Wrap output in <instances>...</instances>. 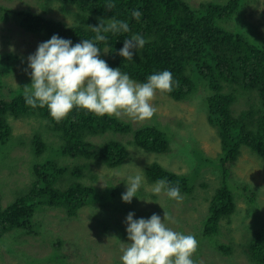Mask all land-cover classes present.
Here are the masks:
<instances>
[{"label": "trees", "instance_id": "1", "mask_svg": "<svg viewBox=\"0 0 264 264\" xmlns=\"http://www.w3.org/2000/svg\"><path fill=\"white\" fill-rule=\"evenodd\" d=\"M38 1L43 11L35 12L31 7L1 6L0 18L6 20L13 15L24 32L47 41L58 35L71 40L73 46L84 39L94 40L96 34L89 26H97L100 20L105 25L111 19L127 21L129 32L102 33L107 40L95 42L101 50L100 58L109 67L119 68L138 83H146L152 74L170 71L174 82L179 81V87H174L166 95L176 101H185L193 96L196 86L192 73L195 71L207 82V86H202L206 117L208 124L215 129L220 153L208 154L199 141L201 149H193L190 145L192 149L187 155L194 163L192 174L175 172L158 161H152L145 167L147 178L144 168L142 172L145 181L152 186L161 178H167L173 186L178 182L180 195L187 199L195 197L192 195L195 186L197 183L201 185L209 206L207 204L205 214H199L194 220V230L188 234L200 240H210L217 251L232 255L236 247L232 246L233 242L225 244L218 238L223 221L231 223L232 215L237 212L239 195L245 196L250 209L256 211L257 194H261L264 188V184L258 186L251 182L256 167L264 173V38L256 31L230 30L218 24L219 20L236 14L242 0H226L225 3L206 1L197 8H192L187 0ZM51 3L61 7L62 18L46 14L52 8L48 7ZM108 3L115 7L107 10L105 6ZM243 5L246 7L247 4L243 2L241 8ZM135 10L142 13L139 20L131 15ZM136 34L143 36L146 43L143 49L134 50L132 61H128L118 53L124 40ZM24 57L25 53L13 50L0 52V159L3 163L6 159L11 163L14 160L10 159L14 145L10 140L13 139L10 117L39 116L45 119L60 143L48 142L40 133L31 139L35 160L29 187L18 191L14 199L5 204L0 193V246L8 254L16 251L26 254L27 264H36L34 261L40 262L38 264H66L59 260L64 240L56 236L51 238L52 235L47 239L49 231L44 222L36 220V214L43 208H56L72 218L79 216L82 207L89 206L94 209L98 220L101 219L105 231L112 225L117 233L125 235L122 220L114 214L102 217L101 208L111 206L113 210L116 207L135 210V199L144 195L143 184L131 203H125L120 199L125 192L121 191V184L108 180L99 185L100 174L96 170L118 168L131 160L128 143L146 152L168 153L172 149L174 135L160 123L146 122L133 128L131 122L120 117H97L76 109L64 120L54 121L47 107L33 109L26 105L23 87L29 84L26 79L31 77L27 76L16 86L6 80L11 75L19 76L15 72H23L27 68L28 62ZM240 101L244 105L236 109ZM107 132L133 134L131 140L124 142L116 138L103 142L91 139ZM245 151L251 154L248 160ZM248 165L251 169L248 181H235L237 175H233L240 174ZM209 175L213 181L209 180ZM187 211L188 208L183 209V212ZM20 231L48 240L50 260L43 261L42 257L35 256L36 253L25 250L22 246L26 242L17 241ZM244 236V241L238 244L241 252L252 264H264V217H257L243 232ZM41 239L36 241L41 242Z\"/></svg>", "mask_w": 264, "mask_h": 264}, {"label": "rangeland", "instance_id": "2", "mask_svg": "<svg viewBox=\"0 0 264 264\" xmlns=\"http://www.w3.org/2000/svg\"><path fill=\"white\" fill-rule=\"evenodd\" d=\"M187 1L192 8H197L206 1L226 2V0ZM243 2L247 5L246 7L243 5V8H241ZM56 5L53 3L49 4L48 7L52 8L46 14L62 18V9L60 10L59 8L61 7H56ZM1 6L8 8L31 7L35 12L43 11L38 0H0ZM53 7L56 8L53 10ZM1 12L3 10L0 8V14ZM218 24L230 30L234 29L248 33L256 31L260 37L264 38V0H242L236 14L228 19L219 20ZM46 41V39L33 33L24 32L13 15L6 20L0 18V52L13 50L20 54L25 53L24 61L28 62L27 58L29 55L34 54L38 45ZM17 44H20V46ZM30 72L31 70L27 66L23 72H15L19 76L11 75L6 80L10 85L16 86L22 79H26L27 76L31 77ZM192 75L196 87L192 94L193 96L188 100L176 101L168 95L157 91L151 101L152 106L156 108V112L150 120L141 122L126 116L120 117L127 122H131L133 128L142 126L146 122L160 123L164 126L162 128L167 129L169 133L174 135L170 152H146L128 143L131 160L118 168H97L96 170L100 174V178L98 177L97 181L99 185H103L108 180L113 183H120L122 192L126 191L129 177H134L139 173L143 177L141 184H143L144 195L135 199L133 204L135 210L117 209V207L113 210L111 206L101 208L103 211L102 217H109L112 214L117 215L122 220L121 225L125 232L127 228L125 219L129 212L134 213V220L139 218L147 220L153 213L163 219L165 213L171 217V221L165 220L166 226L173 231L188 235V232H193L194 230V220L198 218L199 214H205L207 211V197H204L206 193L198 183L192 193L195 197L187 199L186 196L181 195L183 199L177 202L169 199L164 191L160 194H154L152 192L153 186L145 181L142 172L144 168L145 174V167L150 162L158 161L175 172L192 174L194 163L187 155L190 154L192 148L201 149L199 141L203 149L210 155H216L220 151V144L218 139H216L215 129L208 124L206 117L202 86H207V82L196 71ZM26 80L29 81L28 86H30L31 78ZM243 105L244 102L240 101L235 107L240 109ZM9 120L13 129V139L10 138V140L11 143L14 142L10 151V159L14 158V160L11 163L6 159V162L3 163L2 159H0V193H2L3 204L13 200L17 191L26 190L29 187V181L32 177V163L35 160L31 139L40 133L48 142L60 143L58 137L49 129V124H47L46 120L39 116L10 117ZM132 134L133 132H107L91 139L97 142H103L109 138L128 141L132 139ZM214 141L217 142L215 143ZM190 145L192 148L189 147ZM250 155L248 151H245L246 160H248ZM258 162L262 161L258 160ZM244 170L242 171L244 173L235 174V176L237 175V182L248 181L247 175L251 170L249 165ZM209 180L213 181L210 175ZM252 181L258 186L264 184V173L259 167H256ZM239 196L236 199L237 212L232 215L231 223L223 221L222 233L218 235V238L225 244H231L230 241L233 242L232 246H236L234 253L232 255L223 254L212 246L210 240H200V238L193 235L198 241L197 251L191 257L194 264H252L246 256H243L244 254L238 244L244 241L243 232H246L250 224L257 217H264V188H262L261 194L257 197L258 206L256 211L250 209L245 196ZM203 197L204 200L202 199ZM184 208H188L186 213L183 212ZM36 220L45 223L44 225L49 231L47 239L52 235L51 238L56 236V238L60 237V239L64 240L62 246L63 254L60 255V261L66 264H122L120 258L127 247L126 243H129L127 232L125 235H122L121 232L117 233L112 225H110L108 231H105L104 226L101 224V219L98 220L93 208L89 206L82 207L79 216L72 218H68L60 209L43 208L36 214ZM40 239V235H32L23 231L17 233V241L26 242L22 246L25 250L29 253H36L35 256L42 257L43 261L50 260L51 256L47 254L50 247L49 242L42 239L41 242L36 241ZM4 249L3 246H0V264H27L29 259L26 254L19 251L8 254ZM34 263L38 264L40 262L34 261Z\"/></svg>", "mask_w": 264, "mask_h": 264}, {"label": "clouds", "instance_id": "3", "mask_svg": "<svg viewBox=\"0 0 264 264\" xmlns=\"http://www.w3.org/2000/svg\"><path fill=\"white\" fill-rule=\"evenodd\" d=\"M107 10L115 5L108 3ZM132 17L139 20L142 13L135 10ZM96 34L94 40L84 39L72 45L69 39L53 35L38 45L34 54L29 55L28 68L31 70V85L24 86V100L35 109L47 107L50 117L60 122L74 109L84 110L97 117H122L136 121L150 120L156 108L151 101L157 91L166 94L179 87L172 73L164 70L147 77L146 83H136L119 68H111L100 58L101 50L95 42L106 41L102 33H127V21L111 19L106 25L100 20L97 26H89ZM146 40L141 35L125 39L119 55L132 61L134 50L143 49ZM143 177L139 174L128 178L122 201L131 203L141 187ZM166 192L169 199L177 202L180 186L161 178L152 188L154 194ZM134 213L126 216V232L129 243L121 256L122 264H194L191 258L197 251L195 236L173 231L165 220L171 217L164 213L163 219L155 213L147 220L133 219Z\"/></svg>", "mask_w": 264, "mask_h": 264}, {"label": "bare ground", "instance_id": "4", "mask_svg": "<svg viewBox=\"0 0 264 264\" xmlns=\"http://www.w3.org/2000/svg\"><path fill=\"white\" fill-rule=\"evenodd\" d=\"M215 142V141H214ZM217 142V141H216ZM215 142V143H216ZM201 148V147H200ZM219 150V149H218ZM202 151V150H201ZM214 152V151H213ZM202 153V152H201ZM220 153V152H219ZM200 155V154H199ZM219 155V154H218ZM221 156V155H220ZM216 157V156H215ZM214 157V158H215ZM217 159V158H216ZM220 159V158H219ZM254 162H255V160H254ZM238 163H240V162H238ZM232 165V164H231ZM254 165V164H253ZM230 166V165H229ZM234 166V165H233ZM242 166V165H241ZM239 168V167H238ZM230 169V168H229ZM231 170V169H230ZM240 170V169H239ZM236 171V170H235ZM245 171V170H244ZM232 172V171H231ZM242 173H244V172H242ZM233 174V173H232ZM233 176H235V175H233ZM261 176V175H260ZM241 177V176H240ZM255 178H257V177H255ZM234 180V179H233ZM245 180V179H244ZM236 181V180H235ZM252 183H254L253 181H252ZM236 184V183H235ZM20 191V190H19ZM18 192V191H17ZM17 192H16V195H17ZM189 193H190V191H189ZM260 194V193H259ZM259 194H257V195H259ZM212 195V194H211ZM257 199V198H256ZM255 200V199H254ZM259 200H261L260 198H259ZM251 201V200H250ZM256 202V201H255ZM258 203V202H257ZM208 204V203H207ZM212 204V203H211ZM263 204V203H262ZM208 206H209V204H208ZM213 206V205H212ZM211 206V207H212ZM249 206V205H248ZM255 206H256V204H255ZM258 206V205H257ZM262 206V205H261ZM260 206V207H261ZM264 206V205H263ZM213 207H215V206H213ZM257 208V207H256ZM255 208V209H256ZM216 209H218V208H216ZM214 211H215V209H214ZM264 211V210H263ZM217 212V211H216ZM220 212V211H219ZM258 213V212H257ZM217 214L219 215L220 213H218L217 212ZM225 215V214H224ZM222 216H223V213H222ZM224 218V217H223ZM195 219V218H194ZM222 220V219H221ZM223 220H225V219H223ZM227 221V220H226ZM199 222V221H198ZM262 222V221H261ZM263 223V222H262ZM260 224V223H259ZM258 224V225H259ZM225 225H227V224H225ZM168 227V226H167ZM173 227V226H172ZM223 227V226H222ZM225 227V226H224ZM227 227V226H226ZM234 228V227H233ZM220 229V228H219ZM227 230V229H226ZM236 230V229H235ZM197 231V230H196ZM224 232V231H223ZM252 254V253H251ZM258 254V253H257ZM247 255V254H246ZM260 255H262L261 253H260ZM244 257H245V254L243 255ZM257 256V255H256ZM248 257V256H247ZM254 258H256L255 256H254ZM260 258H261V256H260ZM258 259V258H257Z\"/></svg>", "mask_w": 264, "mask_h": 264}]
</instances>
